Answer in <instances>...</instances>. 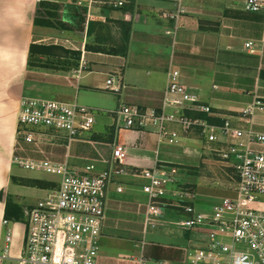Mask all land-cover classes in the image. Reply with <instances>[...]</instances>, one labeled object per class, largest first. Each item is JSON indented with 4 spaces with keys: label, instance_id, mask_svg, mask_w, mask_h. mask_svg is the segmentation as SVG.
I'll return each instance as SVG.
<instances>
[{
    "label": "crops",
    "instance_id": "1",
    "mask_svg": "<svg viewBox=\"0 0 264 264\" xmlns=\"http://www.w3.org/2000/svg\"><path fill=\"white\" fill-rule=\"evenodd\" d=\"M40 1L0 0V192L4 196L3 200L0 199V264H19L17 259L24 243L25 223L10 221L4 225L5 200L10 194L11 178L15 177L13 167L14 157L18 154L21 101L25 97L39 98L37 89L46 86L43 84H68L58 85L60 98L56 101L77 103L98 112L94 115L92 130L70 146L60 134L41 130L38 139L43 141V149L51 159L67 161L76 169L93 164L95 173L99 174L114 165L110 164L114 145L127 148L125 165L128 174L116 177L109 189L101 238L114 249L124 247L125 239L115 236L113 230L140 228L145 237L150 228L145 227L149 198L143 192L149 181L141 172L153 169L156 163L176 165L175 161L180 158L171 151L170 145L159 143L153 130L126 129L116 114L122 105L160 108L168 86V73L176 70L181 74L182 83L202 104L212 109L211 115L197 111H186V115H208L212 119L208 122L215 125L231 119L243 127L249 126L250 119L254 130L264 133V111H257L252 118H242V112L255 102L257 96L264 100V12H246V0H126L120 8L96 4L87 9L83 32L35 26ZM90 22L95 26L88 36ZM126 24L130 25V40L125 55L86 49L87 44L119 47L123 43ZM70 39L76 45L72 50L81 53L78 69L64 72L28 66L32 44L59 46ZM248 42L256 44L253 52L246 49ZM111 77L121 88L120 94L107 90V81ZM174 127L170 125L168 128L176 130ZM182 136L183 142L195 145L186 148L184 156L198 163L184 166L193 169L192 172L179 167L180 183L171 187L187 186L194 191L192 187H200L196 183L199 165L209 164L211 158H215L196 146L201 143L207 149L199 133ZM22 146L32 149L29 145ZM23 155L43 158L37 153ZM119 187L122 192L117 191ZM212 192L205 195L195 192L196 207L205 203L204 200H214L217 194ZM119 194L125 196L119 199ZM11 223L15 224L12 230ZM8 234L12 237L9 244L6 243ZM135 246L140 249L138 256L100 255V264H138L141 257L146 259L145 264H152L151 252L158 254L156 264L179 262L177 248L166 246V251L158 252L150 249L156 245L143 241Z\"/></svg>",
    "mask_w": 264,
    "mask_h": 264
},
{
    "label": "built area",
    "instance_id": "2",
    "mask_svg": "<svg viewBox=\"0 0 264 264\" xmlns=\"http://www.w3.org/2000/svg\"><path fill=\"white\" fill-rule=\"evenodd\" d=\"M73 1L88 10L96 4L120 8L126 3V0ZM245 11L264 12V0H246ZM245 46L253 52L256 44L248 42ZM115 82L111 77L106 88L120 94L121 88ZM186 111L212 114L211 107L202 104L182 83L180 72L170 70L160 108L122 105L116 114L126 129L153 130L160 144L177 146L182 134L199 133L207 151L228 170L231 194L219 199L209 210L199 209L194 204L197 194L191 188L169 189L180 183L179 168L156 163L153 169L141 172L149 181L143 188L149 198L145 227L156 228L166 209L177 208L187 215L186 220L178 222L180 226L206 236L186 264H264V133L255 131L250 119L248 127L231 119L215 125L190 117ZM257 111H264V100L258 96L242 112L243 120L252 118ZM94 124L92 109L83 105L47 98L22 99L18 115V154L14 157V164L59 179L55 181V188L48 189L47 196L25 207V236L17 259L19 264H100L108 192L116 177L128 174L125 165L127 148L114 145L110 161L114 165L96 174L93 164L76 169L67 161L51 159L43 149V141L38 139L40 131L45 129L63 136L70 146L90 132ZM170 125L181 130H171ZM26 152L43 155V158L24 156ZM117 191L122 192V187ZM8 224L9 221L5 220L4 225ZM11 240V234H8L6 243ZM6 253L7 248L4 257ZM145 262L144 257L138 260V264Z\"/></svg>",
    "mask_w": 264,
    "mask_h": 264
},
{
    "label": "rangeland",
    "instance_id": "3",
    "mask_svg": "<svg viewBox=\"0 0 264 264\" xmlns=\"http://www.w3.org/2000/svg\"><path fill=\"white\" fill-rule=\"evenodd\" d=\"M54 3L59 4H65V5H77L73 0H49ZM78 6V5H77ZM76 32V31H75ZM79 32V31H78ZM63 45L65 49H75L76 45L75 43L70 39L69 43L65 44H59V46ZM73 51V50H72ZM77 51V50H74ZM62 77L64 75L62 74ZM31 85V84H30ZM46 86H42L37 89V95H39V98H47L52 100H59V90L60 88L58 85H68L61 82H52V83H46L43 84ZM94 115H98V112L93 111ZM178 132L181 130L178 126L175 125L174 127ZM180 144L177 146H171L170 149L174 153H177V155L180 156L179 161H175L176 166L179 168L181 166H188L189 164L196 165L197 161H191L187 159L186 156H184V151L186 148L195 147V145L191 142L185 141L183 142L184 138L181 136L180 138ZM201 150L205 151V153L209 154L207 149L205 150L202 147V144L199 143L196 145ZM180 171V169H179ZM198 171V179L196 181L197 184H200V187L198 188L197 185L191 187L194 189V191L198 194H208L211 191L212 193L217 194V199L214 200L207 199L204 200L205 203L198 204V208L202 210H209L210 206L214 204L215 202H218V198L224 197L229 195V187H230V178L228 170L223 166L221 163L216 162L215 159L211 158V161L206 164L199 165ZM13 175L19 179H29V180H45V181H57L59 179L58 176L46 174L43 172H36L31 170H26L21 168L19 165H14L13 167ZM169 189H172L170 186ZM210 191V192H209ZM10 195L13 197L14 201L19 203L23 206H30L36 202H38L43 197L47 196L48 190L46 189H40L33 186L23 185L18 182H12L10 191ZM211 193V194H212ZM118 198H123L125 194H119L117 195ZM187 215L180 209L177 208H168L166 209V212L164 216H162L160 219H158L159 225L156 228L150 227L148 229V233L146 236H142L141 229H134L133 231L129 230H123V229H117L113 230L115 236L119 238L125 239L124 247H120L119 249H114V247H111L106 242H100V255H107V256H113L114 254L118 256H138L140 249L135 246L141 245V241L146 242L147 244H153L156 245V248H150V249H156L158 252L160 251H166V246L173 248H177L176 256L179 259L178 264H186L191 255L195 253L196 250H198L206 238V236L203 233H199L196 231H190L185 229L184 227L180 226L178 222L186 220ZM141 222V221H139ZM14 223L10 224V229L14 227ZM21 228L22 231H24L23 227ZM134 241V242H131ZM238 249H242V247H238ZM169 253L166 252V254ZM151 257L150 260H153L152 264H156V254L153 255V252L149 253ZM160 256V255H159ZM166 257V255H165Z\"/></svg>",
    "mask_w": 264,
    "mask_h": 264
},
{
    "label": "trees",
    "instance_id": "4",
    "mask_svg": "<svg viewBox=\"0 0 264 264\" xmlns=\"http://www.w3.org/2000/svg\"><path fill=\"white\" fill-rule=\"evenodd\" d=\"M87 12V7L85 6L63 5L49 0H41L36 12L35 26L52 28L61 31L83 32L87 20ZM94 26V23H89L87 30L88 36H91ZM125 27L123 43L119 47L105 48L101 45L91 46L87 44L86 49L95 52L125 55L127 53L130 40V25L126 24ZM80 60L81 53L78 51L65 49L64 47L58 45L32 44L30 47L28 66L31 69L36 68L70 72L74 69H78ZM187 115L193 118H203L204 120L210 122L212 121L211 117L204 114L195 115L187 113ZM181 168L185 169L186 167ZM186 170H188V172H192L191 170L193 169L186 168ZM11 181L46 190L57 186V183L53 181L19 179L13 176ZM0 199H4L2 192H0ZM5 201V219L9 222L25 223V206L14 201L10 194L6 196Z\"/></svg>",
    "mask_w": 264,
    "mask_h": 264
}]
</instances>
